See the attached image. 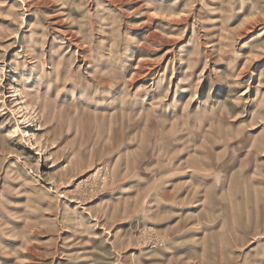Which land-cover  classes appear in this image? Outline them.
<instances>
[{"label": "rangeland", "instance_id": "rangeland-1", "mask_svg": "<svg viewBox=\"0 0 264 264\" xmlns=\"http://www.w3.org/2000/svg\"><path fill=\"white\" fill-rule=\"evenodd\" d=\"M0 264H264V0H0Z\"/></svg>", "mask_w": 264, "mask_h": 264}]
</instances>
